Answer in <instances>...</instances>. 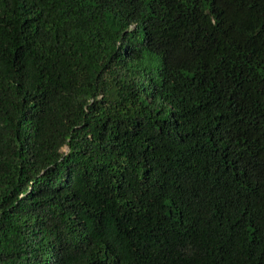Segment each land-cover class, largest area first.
Instances as JSON below:
<instances>
[{"label":"trees","instance_id":"obj_1","mask_svg":"<svg viewBox=\"0 0 264 264\" xmlns=\"http://www.w3.org/2000/svg\"><path fill=\"white\" fill-rule=\"evenodd\" d=\"M0 264H264V0H0Z\"/></svg>","mask_w":264,"mask_h":264}]
</instances>
